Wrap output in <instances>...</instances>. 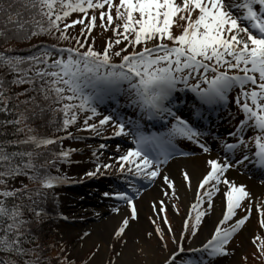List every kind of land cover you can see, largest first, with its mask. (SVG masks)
Here are the masks:
<instances>
[{
    "label": "snow or ice",
    "instance_id": "obj_1",
    "mask_svg": "<svg viewBox=\"0 0 264 264\" xmlns=\"http://www.w3.org/2000/svg\"><path fill=\"white\" fill-rule=\"evenodd\" d=\"M113 8L115 16L111 14ZM97 9L101 10L98 16ZM73 12L82 15L65 22ZM76 24L81 25L80 35L73 37L68 29ZM97 27L105 32L111 28L112 32L102 48L95 47L93 31ZM174 27L182 30L174 32ZM40 36L57 42L75 40L76 46L32 45L35 51L27 56L11 54V48L0 51V69L12 75L10 80L0 75V127L11 125L10 135L14 137L0 139V252L6 254L0 264H18L12 257L19 258L22 264H38V260L30 258L39 255L31 225L47 215L40 204L48 193L41 189H51L65 181L64 177L52 175L48 168L56 167L58 161L67 162L75 149H49L52 159L42 162L39 158L43 153L37 149L66 138L84 139L69 131L81 115L82 124L77 132L100 136L107 126L112 128L114 137H131L134 146L123 151L120 145L116 146L121 153L115 156L117 171L148 183L159 177L166 186L165 195L172 190L175 197L174 182L163 166L176 157L194 155L182 151L178 147L180 141H188L210 154L211 147L204 139L209 132L200 126V121L205 112L227 104L229 94L237 89L235 103L243 118L228 133L235 142L221 139L223 156L218 153L215 158L209 155L206 159L195 202L179 236L173 234L167 217L159 215L165 212L164 201H160L159 207L153 204L158 218L168 225L167 235L176 246L164 264H177L178 259L180 264H204L180 254L186 251L183 242L191 241L201 230L205 216L211 214L217 193L223 202L222 216L214 223L210 238L201 247L188 251L209 259L228 255L227 245L245 226L253 207L260 217L259 226L264 229V200L253 206L246 186L225 175L234 167L228 154L242 150V159L235 158V164L248 161L250 142L255 147V164L264 170V0H118L115 4L113 0H0V38L5 43L9 39L27 41ZM25 84L28 87L12 92L13 86ZM186 92L192 93L197 102L188 114L179 107L180 94ZM120 97L126 107L134 110L136 119H125L115 110L107 115L99 111L107 101L119 105ZM46 113H51L47 123L63 136L34 134L32 122L43 119ZM142 121L162 122L163 131H146ZM249 130L253 135L246 139ZM8 134L0 132V137ZM107 147L104 143L99 145L100 149ZM92 155L97 157L96 151ZM113 166L98 161L95 170L85 175L104 174ZM181 175L190 187L189 172L181 169ZM17 177L38 182L40 187L29 189L23 181L20 187H14L10 181ZM220 185L224 186L223 191ZM103 195L125 201L132 210V219L136 218L133 196L124 191ZM25 200L30 203L25 204ZM25 210L33 214L31 219L25 217ZM229 221L232 223L227 224ZM128 224L125 217L115 232L117 238ZM155 234L166 249V233L159 225ZM147 235L151 238L153 233ZM258 239L259 236L254 237L253 243ZM25 244L34 246L26 248ZM257 248L264 256V242Z\"/></svg>",
    "mask_w": 264,
    "mask_h": 264
},
{
    "label": "rangeland",
    "instance_id": "obj_2",
    "mask_svg": "<svg viewBox=\"0 0 264 264\" xmlns=\"http://www.w3.org/2000/svg\"><path fill=\"white\" fill-rule=\"evenodd\" d=\"M118 0H114L113 3H117ZM92 10H89L91 14ZM97 16L99 15L100 9L95 10ZM111 14L115 16V8L111 10ZM81 13L73 12L69 15L67 20L65 22H70L71 20L79 19L81 16ZM87 19V17L85 18ZM118 22V21H114ZM99 21L97 20V24ZM183 23V22H180ZM63 27V25H62ZM80 24H76L74 26V29L72 32L68 33L73 37H78L80 35ZM174 32H179L180 28L174 27ZM93 35L96 37L95 39V47L96 48H102L104 41L112 36L111 28L107 32H105L103 29H100L99 27L95 28L93 31ZM114 38V37H113ZM15 41H8L5 43L4 47H17L15 44ZM32 43V41H30ZM73 43V42H69ZM73 44H76L74 42ZM24 45V44H23ZM122 46V45H121ZM15 90L21 91L23 88H25L24 85H21L20 87H15ZM20 99H23L21 97ZM43 102V101H41ZM99 111L101 112L100 108ZM134 113V111L132 112ZM51 115V113H49ZM57 116V115H56ZM49 118H43V119H36L32 122V126L35 128V133L38 135V131L40 130L41 123H47V120ZM128 119V118H125ZM77 125L82 124V115L81 118L78 119ZM77 127H74L71 131L74 136L79 135L84 137L82 140H75V139H69L66 140L65 143L66 149H75V151H72L68 161L67 162H60L56 164V167H49L48 171L52 175H59L61 177L65 178V181L63 183L55 185L51 189H41V191H45L48 193L47 197L45 199H42V202L40 205L45 206V209H47V215L44 216L39 222H33L31 225V231L36 237L35 245L36 252L39 254L38 256H32L31 259L38 260V264H114L116 260L120 257L124 246L127 243V234L126 230L128 227L134 228L140 226V220H142L145 225L149 228V232L153 233L152 237L149 238L147 233L141 232L142 236L145 238V241L149 242V246L153 248V254H151V262L154 264H160L161 259L165 261L166 257L169 256L170 253H172L175 250V245L172 243V240L167 235L166 229L168 225H165L162 223V220L158 218L157 212L153 213L152 215L150 213H144V216L139 215V220L137 222V212H136V218L132 219L131 216V210L129 208H126L127 214L125 217L129 219V224L125 229V232L117 238L115 236V233L111 236L110 240L105 244V252L102 256V259L95 260V257L98 253V251L101 248V243L96 242L93 243L90 246L85 247H79V251L75 252L74 247L82 241V239L85 237V232H77L73 233L69 236H65L63 234V231L72 229L75 224H84L87 220H95L96 217H94L97 212L102 207H108V208H117L118 207L114 204H117L116 201H110L106 200L103 194L105 192L110 193L108 190V187L105 182V177H115L116 179L122 177L123 180L127 183H130L131 180L129 179V176L131 174H121L119 171H117V167L115 166V156L121 154L120 152H117L116 146L120 144H116L115 138L118 139H124L125 141H128L129 137H114L112 136V128L105 127V131L100 135L96 136L93 134H90L87 131H84L82 133H79L76 131ZM77 132V133H76ZM250 134L253 135L252 131L249 130ZM23 134H18V136ZM101 143L106 144L108 147L105 149H100L99 145ZM64 146V149H65ZM121 151L126 150L127 146H122ZM47 150V149H46ZM41 150L40 152L46 151ZM93 151H96L97 157H93L92 153ZM44 154V153H43ZM109 157H112L113 159L109 161ZM39 161L42 162L44 159H48V156L43 157L41 156ZM98 158V159H97ZM101 163H112L114 166L106 171H104V174L97 173L95 176L89 177L86 176L85 173L88 171H94L95 165L97 162ZM17 181V184L20 185L21 181L28 184L29 189H32L35 185V189L39 188V183H34L33 185H30V182L27 179L19 178ZM13 180L10 181V184L12 185ZM63 186L61 187V185ZM104 184L105 189H99V185ZM16 187V186H15ZM94 187V198L99 199L102 204L99 205V207L92 206L90 203V198H87L86 195H90L88 193V190L90 188ZM32 189V190H35ZM246 189L249 191V188L246 186ZM116 190L115 192H117ZM110 196H107L109 198ZM216 198V197H215ZM213 197V201L215 199ZM75 200H86L82 206L86 204L84 207L87 209V213L82 216H75L74 212H71L72 206L74 205ZM258 200H264V193L257 198L256 200H253V206L257 203ZM163 201V200H162ZM112 202V204L110 203ZM25 204L30 203L29 201L25 200ZM160 202L158 203L157 207H159ZM173 204H175V208H173ZM165 205V212L162 214H159L160 216L167 217V220L171 226L173 234H175L176 229L180 228V224L177 225L176 222H178L174 217L177 215H181L183 213L182 207H180V204L177 201H170L167 205L164 201ZM214 206V203H213ZM135 210L137 205H134ZM238 214L243 215V212H240V210H237ZM212 212V211H211ZM194 214V213H193ZM33 215V214H32ZM32 215L30 212H25V217L31 219ZM124 217V218H125ZM151 217V219H150ZM210 215L205 216L204 223L202 225V228L200 231L197 232L196 236L191 240H185L183 242L185 253H181V257H190L193 253L191 251H188V249L191 248L192 243L195 241V239L200 235L204 227L208 224V218ZM123 218V219H124ZM122 219V221H123ZM259 215L256 213L255 208L253 207L250 218L247 222L250 221V225L248 228L247 237H244L242 230L238 232L235 237H233V240L227 245L229 254L218 258L211 262H204V264H264V256L260 255V252L258 251L257 245H261L262 242H264V229H261L259 226ZM122 221L119 223L120 228ZM155 221V223H153ZM232 223V221L227 222V224ZM183 224V223H182ZM226 225H222V227H226ZM159 225L162 230L165 231V237L164 240L167 243V248H163L161 246V243L159 242V238L155 234V228ZM244 227V226H243ZM116 229V231H117ZM177 229V233L179 232ZM243 229V228H242ZM34 231V232H33ZM115 231V232H116ZM82 233V234H81ZM176 235V234H175ZM259 236L260 239L256 240L255 243H253V238ZM135 245H139V239L136 238V235H132V238ZM121 241H124V243H121ZM147 246V243H145ZM33 244H25L24 247H33ZM104 246V247H105ZM201 247V246H199ZM196 247V248H199ZM137 249H140L139 247H134L132 250L133 258L130 260H135L136 258L139 259V264H148L146 263V259L149 257L147 253L143 254V252L137 251ZM119 253V255H117ZM147 254V255H146ZM29 257H25V259H28ZM18 260V264H22V261H19V258H13ZM144 259V260H142ZM179 260V259H178ZM177 260V261H178ZM164 264V262L162 263Z\"/></svg>",
    "mask_w": 264,
    "mask_h": 264
},
{
    "label": "bare ground",
    "instance_id": "obj_3",
    "mask_svg": "<svg viewBox=\"0 0 264 264\" xmlns=\"http://www.w3.org/2000/svg\"><path fill=\"white\" fill-rule=\"evenodd\" d=\"M216 153V152H215ZM205 154L194 158H187L184 160H176L171 161L168 163L166 168L163 170L171 180L174 182V189L176 196L174 197L172 195V190H167V195H165L166 186L163 185L162 179L157 178V181L155 182L154 186L149 189L146 193H143V195L139 198L138 202L136 203V212H137V222L139 220V215L144 216V213H150L151 215L155 213L153 210V204L156 206L160 201H165L166 205L170 201H177L180 204V207L183 209V213L181 215H177L174 218L178 221L176 222L177 225L180 224V228L176 229V236H179L182 227H183V221L186 218L187 212L191 206L192 203L195 202L196 197V189L199 179L202 177V174L205 172L206 164L205 161L209 157V155L212 158H215L217 154ZM181 169H186L190 176H191V182L190 187L185 184L183 181V177L181 175ZM230 180L235 181L236 183H242L245 186L249 188V192L251 193V197L253 200H256L264 193V187L258 186L254 184L252 181L245 180L243 176L238 175L235 172H228L225 174ZM221 191H223L224 186H219ZM94 190V187L90 188L88 190V193L91 194ZM94 195H86L87 198H90V203L92 206L99 207V205H102V202H100L99 199L94 198ZM86 200H75L74 205L70 211L74 212L75 216H82L87 213V209H85L84 204ZM222 209H223V202L220 197V193L216 195V198L214 199V206L212 209V212L210 214V217L207 219L208 224L200 235L195 239V241L192 243L191 248H196L201 246L204 242H206L207 238H210L211 232L214 230V223L218 222V219L222 216ZM127 210L125 208H119L116 212L111 211L110 209L106 207H102L97 214L94 216L96 217L95 220H87L84 224H75L72 229L63 231V234L65 236H69L73 233L77 232H85L87 235L80 241L75 247L74 251H79V247H85L90 246L93 243L100 242L101 248L98 251L95 260H101L102 256L105 252V244L110 240L111 236L115 233L116 229L119 227V223L122 221V219L126 216ZM250 225V221L245 224V226L242 229V233L244 237H247L248 228ZM141 232L149 233V228L145 225V223L140 220V226L131 228H127L126 234H127V243L123 248V251L120 255V257L116 260L114 264H139V259L130 260L133 258L132 252L134 247H139L140 249H144L143 254L147 253L149 257L146 259V263L148 264H154L151 262V254H153V248L149 246V242L145 241V238L142 236ZM81 233V234H82ZM132 235H136V238L139 239V245H135L132 238ZM147 243V246L145 245ZM105 246V247H104ZM146 254V255H147ZM104 257V256H103ZM168 257V256H167ZM166 257V258H167ZM144 260V259H142ZM164 260L161 259L160 264H162Z\"/></svg>",
    "mask_w": 264,
    "mask_h": 264
},
{
    "label": "trees",
    "instance_id": "obj_4",
    "mask_svg": "<svg viewBox=\"0 0 264 264\" xmlns=\"http://www.w3.org/2000/svg\"><path fill=\"white\" fill-rule=\"evenodd\" d=\"M46 22H47V20L45 18L44 23L46 24ZM61 27H62V25H61ZM73 30H75L74 27H70L68 29L69 32H72ZM8 41H15L16 42L15 44L17 45V47H8V48H11L13 50V52L11 54H19V55H22V56H27V55H29L31 53V51H35V49H33L31 47L32 45L58 43V46L65 47V48H67V47H75L76 46V44H73L75 42V40H71V42H73V43H69L70 41L57 42V41L52 40L51 38H49L47 36L33 37L32 39L27 40V41H18L16 39H9ZM30 41H32V43H30ZM122 44H123V42H122ZM4 46H5V42H4L3 38H0V51H4L5 49H7V47H4ZM5 73H6V69H0V75H4L6 80H10L12 78V75L10 73H7V74H5ZM24 86H25V88L28 87V85H26V84ZM12 92L14 93V92H17V91L15 90V88L12 87ZM9 94H11V93H9ZM41 103H43V102H41ZM56 115H57L56 119L59 120L60 114L57 113ZM44 117L45 118H50L51 115L49 113H46ZM8 118H11V117H8ZM76 125L70 126L69 131H71L74 127H76ZM0 132L9 133L7 136L0 137V139H13L14 138L13 136L10 135V133L12 132V126L11 125H8L6 128L0 127ZM37 134L40 135V136H63L64 135V133H62V132H56L54 130V126H51L48 123H43V124L41 123L40 130L38 131ZM66 142L67 141L65 139H63L61 142H58L55 145L47 146L45 148V150L46 149L47 150L42 152V153H44L43 157L48 156V159H52V157H51V155L49 153V149H51L52 151H57L58 152L61 149V147L64 149V146H65ZM27 147H30V146H27ZM9 150H11V146L9 147ZM41 150H44V148L37 149V151H41ZM65 150H67L66 146H65ZM40 159H43V158L40 157ZM60 162L61 161H58L57 164L60 163ZM19 178L20 177H17L15 180H13L14 182H12V186L20 187V185L17 184V181H16ZM21 178L27 179L26 177H21ZM36 183L37 182H35V184ZM33 184H34L33 182H30V185H33ZM35 186L32 187V189H35ZM40 206L43 207L45 211H47V209H45L46 205H44V206L40 205ZM25 212L27 213V210H25ZM31 215H32V213H31ZM5 255H6L5 253L0 252V259H3L5 257ZM12 258H16V257H12Z\"/></svg>",
    "mask_w": 264,
    "mask_h": 264
}]
</instances>
